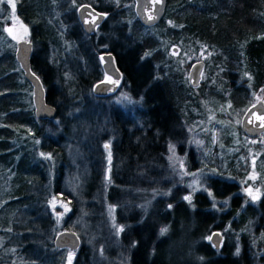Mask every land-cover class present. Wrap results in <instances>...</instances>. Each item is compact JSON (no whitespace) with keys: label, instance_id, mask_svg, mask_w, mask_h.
<instances>
[{"label":"trees","instance_id":"16d2710c","mask_svg":"<svg viewBox=\"0 0 264 264\" xmlns=\"http://www.w3.org/2000/svg\"><path fill=\"white\" fill-rule=\"evenodd\" d=\"M32 1L0 0V98L3 100L0 122L6 124L5 136L20 143L17 177L10 180L7 191L0 196V264H64L68 249L57 248L53 243L55 234L63 230L72 231L79 238L80 244L74 251L71 264H94V251L84 237V225V230L79 228L83 221L89 223L91 229L101 230L106 237L103 241L94 237L93 242L102 248V259L108 264H117V253L127 264H185L164 258L157 249L161 248L157 247L161 240L157 241L155 236L156 223H150L152 219L159 221L157 209L162 216L166 214V222L163 218L160 222L167 228L173 221V213L182 217L190 214L179 199V188L172 183L170 171L166 168L167 147L179 141L184 122L192 123L197 117L185 115L176 101L164 67L172 61L167 60L165 54L170 43H176L182 52L199 56L200 50L205 48L212 55L213 28L220 27L218 22L222 24L221 20L225 19L228 43L234 45V38L242 34L246 53L244 63L256 68L249 73L251 87H264V0H166L163 16L155 25L144 27L137 18L133 21L146 32L156 29L161 33L164 28H171L170 34H179L177 38L171 37L164 42V56L161 58L150 55L147 38L140 43L135 39L121 42L107 37L94 42V37L89 38L82 32L74 14L80 2L113 17H126L132 13V8L123 6L126 0H105L103 4L100 0H77L60 43L63 45L64 39L70 42L75 39L78 44L72 51L63 45L65 52L55 47L61 45L54 42L51 32L37 22ZM11 14L15 22L9 19ZM165 20H169V24L165 25ZM12 23L20 24L28 31L27 41L32 44L31 70L43 85L46 103L57 111L51 120L34 116L32 88L15 60V43L6 32ZM71 25L76 29L71 31ZM172 25H177L179 31ZM128 38L131 37L128 35ZM105 44L121 72L122 86L135 104L132 108L101 110L93 103L106 97L91 93L92 85L103 76L94 58ZM81 57L86 58L88 64L72 62ZM199 59L208 67L210 58ZM235 64L230 69L240 70L243 61L239 59ZM228 69L224 72L228 76L227 84L231 86L239 75H231ZM88 74L89 79L86 78ZM246 82L242 78L240 86L231 88L242 89ZM225 116L221 115L218 121L223 122ZM101 117L104 126L99 120ZM100 128L102 134H98ZM224 134L222 129L221 137ZM97 135L100 141L110 144L108 174L104 162L98 159L101 151L97 146ZM85 137L90 143L81 142ZM10 146L9 142L0 141V152L7 151L4 155H10L14 152ZM85 153L87 165L82 166L84 158L81 154ZM212 165L208 163L205 169ZM10 166V163L0 164V170L10 169L11 173L14 167ZM72 167L78 178L75 195L69 190L67 181ZM216 174L221 176L212 178L210 186L214 196L221 197L229 192L230 185L223 180L224 174ZM133 190L156 195L152 214H143L141 209L133 207L130 198ZM162 193H167L165 201L161 198ZM56 199L70 208L60 227L54 226L49 210L50 203ZM261 204L264 206V200ZM106 205L111 208L117 229H120L118 240L106 234ZM245 209L240 214H237L238 209H233L231 217L221 214L218 218L199 209L191 213L195 217L202 214L213 229L230 223L229 242L223 233L217 250L208 243H199L197 251L202 255L194 264H264V244L256 241L264 243V223L259 230H240L245 224V219L241 218L246 214L252 217L255 211L251 206ZM263 220L264 217L261 222ZM205 225L199 229L202 233ZM236 232H239L238 245L230 240L236 238Z\"/></svg>","mask_w":264,"mask_h":264},{"label":"rangeland","instance_id":"374dc122","mask_svg":"<svg viewBox=\"0 0 264 264\" xmlns=\"http://www.w3.org/2000/svg\"><path fill=\"white\" fill-rule=\"evenodd\" d=\"M100 1L101 4H103L105 0ZM107 1L110 2L111 0ZM76 2L77 0L32 1V5L35 6L34 13L36 14L37 22L43 25L48 33L51 32L52 40L58 42L60 45V41L63 40L62 36H64L65 27H69V25H66V22L68 18L72 16L73 7ZM82 4L88 3L80 2V4L76 5L74 9L76 18L77 9ZM134 5V0H126L123 3V6L132 8V13L129 16L113 17L111 14H109L110 16H107L106 27L115 25V28L107 38L115 41L119 40L121 42H126V39L129 41L135 39V41L137 40L139 42L143 40V38H147L146 45L150 47L148 49L150 55L152 56L154 54L153 56H158L160 58L163 57L164 42L170 40L171 37L177 38L179 34L177 33V35L175 33V36L170 34L171 28H164L161 33L156 29L146 32L139 28L133 22L136 21ZM9 19L12 22H15L12 14ZM221 21L222 24L218 22L220 27L214 26L213 28L211 40L212 55L211 52L206 51L205 48H203L200 50L199 56H196L194 53L182 52L178 44L170 43L165 55L166 59L171 60L172 62L171 64L164 65L165 74H167L166 78L175 92L176 101H178V104L183 108L182 112L185 115L192 114L197 117L192 123L184 122V125H182L183 134L179 141L168 145L166 168L170 171V176L173 180L172 183L179 188V199L190 211V214L196 209H199L202 213L209 212L214 214L215 218H218L221 214H228L230 209L229 200L231 197L236 196L238 198H236L237 207L235 208V210L238 209L237 214L244 212V208H246L245 206L247 204H250L252 208H255L259 199L264 197V158H261V156L264 155V134L257 138H249L243 135L239 129L240 120L245 110L259 100L264 101V87L256 89L251 87V77L249 76V73L250 71H256V68L244 63L246 60V53L242 34H239L237 38H234V45L229 44V40L226 36L228 33L226 32L225 19H222ZM167 24H169V20H165V25ZM174 27L175 29L179 28L177 25ZM69 29L72 31L76 28L71 25ZM104 31L105 30L97 31L95 42L98 39L106 38L104 36ZM6 32L15 45L16 42L20 40H28V31L20 24L13 25L12 23V26L9 27V29L7 28ZM118 32H120L119 35ZM123 33L124 35L122 36ZM128 35L131 38H128ZM81 38L84 39L83 36ZM129 41H127V43ZM77 44L78 41L75 39L72 42L64 39L63 45L69 46V48L66 47L65 49L72 51ZM63 45L55 47L62 48L61 50L65 52ZM100 48V51H107L108 47L105 44V46ZM209 55H211V57H209ZM199 57H208L210 60L208 67H203L198 87L191 88L187 81L188 70L191 64L201 61ZM94 59L95 63H97L101 69L100 53L95 54ZM239 59L243 61L240 70L230 69L236 65L235 63ZM72 62L77 64H79V62L88 64V60L84 57L73 59ZM226 68H229L228 70L232 73L231 75H239L238 79L234 80V83H232V87L240 86L242 78L247 80L242 89L239 87L235 90V88H231V86L227 84L228 76L226 77L224 72V69ZM86 78H90L89 74ZM110 80L111 79L103 74L100 81ZM184 85L190 90H187ZM93 86L94 84L92 87ZM20 91L22 90L20 89ZM246 101L247 104L245 106ZM93 103L94 105L99 106L101 110L105 108H119L120 110H126L135 105L123 88L122 81L118 82V88L115 92L106 97L95 100ZM2 104L3 100L0 98V106ZM89 112L90 111H87L86 114H89ZM221 115H226L223 122L220 120L218 121V118ZM99 120H101L100 122L102 126H104L103 118L101 117ZM53 123L57 124V121L53 120ZM5 128L6 124L0 122V141H5V143L9 142L11 145L10 150H14V152L6 156L4 154H7V151H1L0 156H3V159H0V164L10 163V167H14V170L11 173H9L10 169L0 170V196L7 191L8 183L11 182L10 180L17 177L16 166L20 160V143L15 138H7L5 136ZM222 129H224L226 133L224 134V137H221L220 135ZM102 132L103 130L100 128L98 134H102ZM96 138L98 143L97 146L101 151V156L98 159L104 162L105 173L108 174L110 144L100 141L99 135H97ZM89 141L90 139L85 137L81 142L87 144L90 143ZM81 156L84 158L82 166L84 164L86 166L88 160L86 153L81 154ZM209 158H211L210 162H208ZM208 163L213 164V167L211 166L206 170L205 166ZM189 166H191L192 169H190ZM74 169L75 168L72 167V171H70L67 177L68 187L73 195H75V190L78 184L77 173L75 174ZM216 172L224 174L223 180L228 185L235 186L233 187V190L227 192L226 195H221V197L214 196V190L210 186L212 178H218V176H221L216 174ZM159 178L160 177H158V179ZM164 178L165 177L161 178V181ZM157 182H159L158 185H160V179ZM152 194L153 193L150 194V192L133 190L130 194V198L133 199L135 205L133 207L141 209L143 214H152V210L155 208L153 206V199L156 196H153ZM166 194L167 193L161 194V198H165L163 201L166 200ZM49 210L51 217L54 219V226L56 227H60L62 221L70 213L69 206L59 199L52 200ZM105 211L106 234L110 238L117 237L116 240H118L120 229H117L118 227L116 226L113 213L111 212L112 210L106 205ZM190 214L182 217L183 215L181 214L173 213V221H171V225L167 228L166 224H161L160 222L161 218L165 220L163 222H166V214L163 213L162 216L157 209L156 217L159 218V221L155 222V220L152 219L150 223H156L155 229L156 227L157 229L155 230V236L157 241L161 240V243L157 246L161 248L157 249H159L161 254L164 255V258L171 259L176 263L194 264L195 262H198L202 255V253L197 251L198 244L203 242L212 245L209 237L214 231L219 232L220 235L225 233L226 239L229 242L230 232L228 230L230 223L228 224V222H226L227 224L224 223L217 229H213L211 226L212 224L207 225L208 222L202 214L196 217ZM254 216L251 217L250 214H246L244 217L241 216V219H245V222H243L245 224L240 226V230L245 231L248 228L251 229L250 232L254 229L259 230L260 226H263L264 220L258 222L259 220L254 218ZM234 217L230 219L233 220ZM173 222L174 224L172 226ZM250 224L253 225L250 226ZM83 225L85 228V231H83L84 237L88 240V246H92L91 251H94V264H108V262H105L102 259V248L99 244H94L93 242L94 237L96 239L101 238L102 241L105 240L106 237L102 234L101 230L91 229L89 223L86 222L85 224L84 221L79 227L81 230H84ZM204 225L206 228L202 233L199 229ZM162 229H166V231L162 233ZM238 235L239 232H236V238L230 239L232 240V244L238 245ZM256 241L261 245L264 244L262 240ZM75 252L70 250L66 251L64 264H71ZM117 254L118 256L115 262L117 264H127L125 259L122 261L121 254Z\"/></svg>","mask_w":264,"mask_h":264},{"label":"water","instance_id":"95a60500","mask_svg":"<svg viewBox=\"0 0 264 264\" xmlns=\"http://www.w3.org/2000/svg\"><path fill=\"white\" fill-rule=\"evenodd\" d=\"M166 0H134V14L141 25L151 27L158 23L164 13ZM79 24L83 32L87 35L93 34L95 28L104 20V14L96 11L88 4H82L76 12ZM32 54V44L26 40L16 42L14 57L24 78L29 82L32 88V103L34 116L37 119H53L57 115L56 108L45 101V90L39 78L31 70L30 57ZM204 63L197 61L191 64L187 81L190 87H198L203 71ZM101 69L110 81H99L92 87V93L95 96H106L117 90V83L121 80L115 58L111 53H103L101 56ZM264 101L259 100L249 106L243 113L240 120V132L250 138H257L264 133ZM210 242L214 249L220 246L221 237L218 232L211 234ZM54 246L57 248H66L75 251L79 247L78 236L68 230L60 231L54 238Z\"/></svg>","mask_w":264,"mask_h":264},{"label":"flooded vegetation","instance_id":"af4514ba","mask_svg":"<svg viewBox=\"0 0 264 264\" xmlns=\"http://www.w3.org/2000/svg\"><path fill=\"white\" fill-rule=\"evenodd\" d=\"M92 7V6H91ZM93 8V7H92ZM97 11V10H96ZM99 12V11H98ZM100 13H103V12H100ZM104 14V20L95 28V32L93 33V34H90V35H87V34H85L84 32H83V30H82V28H81V30H82V32L87 36V37H94L95 39H96V35H97V31L98 30H105L104 32H105V34H104V36L105 37H108L109 36V34L113 31V29L115 28V25H113V26H110V27H106V24H107V16H110V15H108V14H106V13H103ZM78 19V18H77ZM79 22V21H78ZM81 27V26H80ZM109 29V30H108ZM94 39V40H95ZM95 42V41H94ZM101 53H100V59H101V56H102V54L103 53H111V52H109L108 50L107 51H100ZM112 54V53H111ZM107 77V76H106ZM109 78V77H108ZM110 79V78H109ZM121 81V80H120ZM119 81V82H120ZM117 85H118V83H117ZM117 88H118V86H117ZM108 95H110V94H108ZM108 95H106V96H108ZM233 187H235V186H229V192L231 191V190H233ZM236 196H234V197H231L230 198V200H229V206H230V209H229V211H228V214L227 215H231V211L233 210V208L235 209L236 207H237V202H236ZM238 199V198H237ZM262 200H264V197H262L261 199H259V201H258V203H257V206L255 207V211H254V214L252 213V216H254V218H257L258 220H262L263 219V217H264V206H262V204H261V201ZM238 203H239V201H238ZM247 206H251L250 204H247L245 207L247 208ZM245 209V208H244ZM246 210V209H245ZM257 215V216H256Z\"/></svg>","mask_w":264,"mask_h":264},{"label":"snow or ice","instance_id":"6c2138e0","mask_svg":"<svg viewBox=\"0 0 264 264\" xmlns=\"http://www.w3.org/2000/svg\"><path fill=\"white\" fill-rule=\"evenodd\" d=\"M12 7L15 8V4L13 3L12 4ZM260 119H264V117H260ZM187 199V197H186ZM164 231H166V229H162L161 232L163 233ZM209 239H211V237H209Z\"/></svg>","mask_w":264,"mask_h":264},{"label":"bare ground","instance_id":"6f19581e","mask_svg":"<svg viewBox=\"0 0 264 264\" xmlns=\"http://www.w3.org/2000/svg\"><path fill=\"white\" fill-rule=\"evenodd\" d=\"M120 71V70H119ZM250 138V137H249ZM219 233V232H218ZM219 235H220V233H219ZM220 237H221V235H220Z\"/></svg>","mask_w":264,"mask_h":264}]
</instances>
